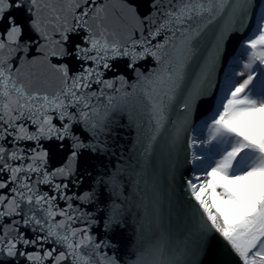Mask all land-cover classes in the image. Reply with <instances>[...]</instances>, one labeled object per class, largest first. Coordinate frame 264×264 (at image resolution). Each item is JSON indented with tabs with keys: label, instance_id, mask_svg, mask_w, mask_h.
I'll list each match as a JSON object with an SVG mask.
<instances>
[{
	"label": "snow or ice",
	"instance_id": "obj_1",
	"mask_svg": "<svg viewBox=\"0 0 264 264\" xmlns=\"http://www.w3.org/2000/svg\"><path fill=\"white\" fill-rule=\"evenodd\" d=\"M0 264H264V0H0Z\"/></svg>",
	"mask_w": 264,
	"mask_h": 264
}]
</instances>
